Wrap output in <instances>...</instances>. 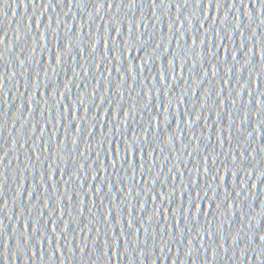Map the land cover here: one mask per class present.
Masks as SVG:
<instances>
[{
  "label": "water",
  "instance_id": "95a60500",
  "mask_svg": "<svg viewBox=\"0 0 264 264\" xmlns=\"http://www.w3.org/2000/svg\"><path fill=\"white\" fill-rule=\"evenodd\" d=\"M0 264H264V0H0Z\"/></svg>",
  "mask_w": 264,
  "mask_h": 264
}]
</instances>
